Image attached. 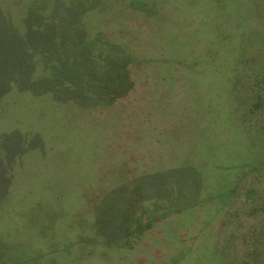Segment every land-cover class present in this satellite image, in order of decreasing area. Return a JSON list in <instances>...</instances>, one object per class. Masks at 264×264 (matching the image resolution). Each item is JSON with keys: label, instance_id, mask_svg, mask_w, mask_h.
I'll return each instance as SVG.
<instances>
[{"label": "rangeland", "instance_id": "374dc122", "mask_svg": "<svg viewBox=\"0 0 264 264\" xmlns=\"http://www.w3.org/2000/svg\"><path fill=\"white\" fill-rule=\"evenodd\" d=\"M0 264H264V0H0Z\"/></svg>", "mask_w": 264, "mask_h": 264}]
</instances>
